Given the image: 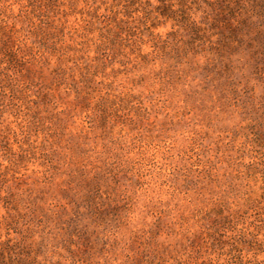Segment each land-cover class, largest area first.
Listing matches in <instances>:
<instances>
[{
  "label": "rangeland",
  "instance_id": "1",
  "mask_svg": "<svg viewBox=\"0 0 264 264\" xmlns=\"http://www.w3.org/2000/svg\"><path fill=\"white\" fill-rule=\"evenodd\" d=\"M235 1L219 56L158 0H0L1 242L32 264H264V0Z\"/></svg>",
  "mask_w": 264,
  "mask_h": 264
},
{
  "label": "trees",
  "instance_id": "2",
  "mask_svg": "<svg viewBox=\"0 0 264 264\" xmlns=\"http://www.w3.org/2000/svg\"><path fill=\"white\" fill-rule=\"evenodd\" d=\"M163 17L176 22V25L183 28L191 40L190 44L198 43L196 47H204V42H208L206 48L216 55L222 53L228 46V39L224 32L229 31L233 38L237 33L246 27L241 20L231 23L228 15L240 13V8L235 0H204V4L209 8L203 10L199 0H158ZM202 9V10H201ZM201 17L196 20V14ZM240 16V14H239ZM237 16V17H239ZM230 17V16H229ZM217 31V32H216ZM217 35V41L210 39ZM221 51V52H220ZM7 235V234H6ZM27 254L17 244H11V240L0 241V264H32Z\"/></svg>",
  "mask_w": 264,
  "mask_h": 264
}]
</instances>
